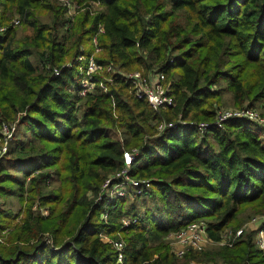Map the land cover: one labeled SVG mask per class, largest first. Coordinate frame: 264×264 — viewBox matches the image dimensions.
<instances>
[{
    "label": "trees",
    "instance_id": "trees-1",
    "mask_svg": "<svg viewBox=\"0 0 264 264\" xmlns=\"http://www.w3.org/2000/svg\"><path fill=\"white\" fill-rule=\"evenodd\" d=\"M67 1L72 17L59 0H0V22L10 11L23 26L0 32V125L15 126L0 157V264H264L254 228L221 263L162 244L193 221L218 240L240 213L264 214V127L213 125L227 96L264 110V0ZM91 55L102 71L78 97ZM112 69L162 74L173 105L152 111ZM132 149L130 176L150 187L109 199L101 185ZM100 234L123 241L120 262Z\"/></svg>",
    "mask_w": 264,
    "mask_h": 264
},
{
    "label": "built area",
    "instance_id": "built-area-1",
    "mask_svg": "<svg viewBox=\"0 0 264 264\" xmlns=\"http://www.w3.org/2000/svg\"><path fill=\"white\" fill-rule=\"evenodd\" d=\"M62 7L66 8L67 15L72 17L74 13L73 6L67 0H59ZM15 25V23H14ZM97 33H101V29H98ZM92 46H94L93 54H97L100 50L96 48V38H92ZM81 60V59H79ZM109 68H107V71ZM102 68L95 62L93 55L84 59L82 66V77L76 87V95L78 97H84L91 94L95 88V81L100 77ZM58 70H53V75H57ZM120 76L122 79L129 81L131 89L133 87V98L136 100H144L150 109L154 112L159 109H165L171 107L173 102L168 95V86L165 83L164 76L162 74L150 73L147 75L133 72L130 74ZM100 80V79H99ZM232 119H243L255 123L264 127V117H261L254 109L242 107L237 110H225L220 109L217 111L214 127L223 129V124ZM172 126V125H169ZM205 123L198 125V130L201 135L205 133L209 128ZM163 125L159 124L157 130L161 131ZM15 126L13 123H1L0 125V157L6 152L7 145L11 140ZM137 156L136 149H132L129 152L122 154V168L117 171L112 177H108L101 185V192L105 194L109 199L113 197L118 198H131L135 195H139L144 190L150 187V181L146 178H134L130 176V166L134 158ZM130 191L132 193H130ZM42 216L46 215V210L40 209ZM103 222L106 221V214L103 213L100 216ZM134 219L123 218L121 224L127 226L133 224ZM254 228V246L264 253V214L253 216L248 223L240 228L236 229H224L219 236L218 240H212L207 235V225L203 221H193L186 226L169 231L165 236L169 253L178 259H183L188 253L200 254L207 250L210 245H218L222 248L231 249L239 242L245 233L251 231ZM100 240L111 246V248L118 254L117 262H120V253L124 248V243L121 240L107 239L105 236L103 239L102 234L99 235Z\"/></svg>",
    "mask_w": 264,
    "mask_h": 264
},
{
    "label": "rangeland",
    "instance_id": "rangeland-1",
    "mask_svg": "<svg viewBox=\"0 0 264 264\" xmlns=\"http://www.w3.org/2000/svg\"><path fill=\"white\" fill-rule=\"evenodd\" d=\"M1 11H2V8H1V5H0V14H1ZM80 12L82 13V10H80ZM5 17H6V22H5V26L0 22V32H2L3 30H4V28L5 27H10L11 29H13V31L15 32V34H16V36H20L21 35V31H22V25L19 23V18H18V16H16V15H12V12H8L6 15H5ZM47 16H46V14H44V13H41L40 14V21H43V22H45V21H47ZM14 23H15V25H14ZM15 36V37H16ZM16 40V39H15ZM98 53H100V52H98ZM133 72H138V73H140V74H142L143 72H142V70L140 71V70H135V71H133ZM133 72H131V73H133ZM112 73H114V74H116V75H119V77L120 76H122V77H125L124 75H126V74H130V73H125V74H122V73H120V72H117L115 69H112ZM126 82V84H127V87L129 88V91H128V94L129 95H131V96H133V93H134V90H133V87H132V89H131V86H130V83H129V81H125ZM106 83H110L109 81H107ZM169 91V87H168V90H167V92ZM168 95H169V92H168ZM170 97V96H169ZM226 99V106L225 107H222L221 109H225V110H237V109H240V108H242V107H240V108H238V107H235V106H233L231 103H230V101H227V99H228V96L225 98ZM255 110V112L256 113H258L261 117H264V110H262L261 108H256V109H254ZM130 193H132L131 191H130ZM133 200V199H132ZM127 202H132V201H130L129 200V198L127 199ZM135 203V207L138 205L139 206V202H134ZM10 205H11V207H10ZM9 205V208H11V210L12 211H16L17 209H18V204L15 202V201H11V204ZM138 206H137V208H138ZM148 207H149V205H148ZM139 209V208H138ZM247 211V210H246ZM246 211L245 212H242V213H240L239 214V217H238V219L236 220V222H237V224H239V222L241 223V225L239 226V227H233V226H230V227H227V228H229V229H236V228H240V227H242L243 225H245L246 223H248L249 221H250V219L253 217V216H255V215H253L252 216V214H247L246 213ZM139 212H140V210H139ZM14 223H16V222H14ZM250 232V231H249ZM104 236L107 238V239H111V240H113L114 238L116 239V236L115 237H113L112 235H103L102 234V238L103 239H105L104 238ZM123 242V241H122ZM162 244L165 246V247H167L166 249H169L168 248V245H167V243H166V241L163 239V241H162ZM223 250V248L222 247H220V246H218V245H216V244H214V245H210L208 248H207V250L204 252V254L201 256L203 259L206 257V258H211V259H213V261H217L218 263H221V258H222V251ZM193 264H195V263H193Z\"/></svg>",
    "mask_w": 264,
    "mask_h": 264
}]
</instances>
